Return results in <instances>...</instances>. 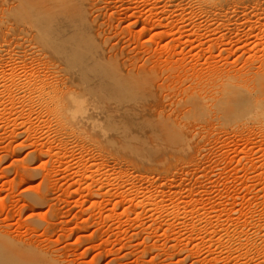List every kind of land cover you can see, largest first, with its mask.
Instances as JSON below:
<instances>
[{
	"label": "rangeland",
	"instance_id": "rangeland-1",
	"mask_svg": "<svg viewBox=\"0 0 264 264\" xmlns=\"http://www.w3.org/2000/svg\"><path fill=\"white\" fill-rule=\"evenodd\" d=\"M16 3L0 0V231L59 264H264V107L233 116L186 91L215 95L264 69L249 39L264 0H92L90 22L110 39L98 43L158 70L175 95L82 105L39 100L38 68H22L10 30ZM84 116L93 127L73 131ZM167 117L188 138L159 131Z\"/></svg>",
	"mask_w": 264,
	"mask_h": 264
},
{
	"label": "bare ground",
	"instance_id": "bare-ground-1",
	"mask_svg": "<svg viewBox=\"0 0 264 264\" xmlns=\"http://www.w3.org/2000/svg\"><path fill=\"white\" fill-rule=\"evenodd\" d=\"M92 0H17L13 10L18 12L16 23L11 31L21 33L14 40V45L23 51L24 65L27 69V59L38 68V76L32 78L33 86L41 96L40 101H87L89 97L123 101L133 92L155 90L154 98L162 92L161 101H167L175 95L170 86H158L155 82L159 72L144 66L136 67L132 61L128 63L126 53H116L114 46L103 47L98 43L106 38L102 30L96 31L90 22L88 6ZM202 9L209 7L211 0H195ZM166 3L162 9L172 7ZM180 8V5L176 6ZM169 23H182L178 18L170 17ZM250 20V26L264 25L263 17L256 16ZM95 21V20H93ZM238 23H235V25ZM185 25L180 36H185ZM18 28V29H17ZM249 35V39H258L264 45V30ZM39 52H47L41 58ZM125 55V56H124ZM15 58V57H14ZM19 67L18 65L16 66ZM17 85V84H16ZM25 85V84H24ZM191 101H215L220 110H229L233 116L243 117L264 107V69L252 77L243 80L240 85H223L215 95L209 87L197 86L186 90ZM151 94V93H150ZM87 110L86 108L83 109ZM138 110L126 111L127 115ZM84 118V119H83ZM72 125L92 126V117L84 116ZM74 121V122H75ZM176 121V120H175ZM171 117L160 119L157 123L159 131L177 142H182L184 136ZM132 121L131 123H133ZM113 123V120H110ZM113 125V124H112ZM0 264H59L52 254L34 242H26L10 237L7 232L0 231Z\"/></svg>",
	"mask_w": 264,
	"mask_h": 264
}]
</instances>
